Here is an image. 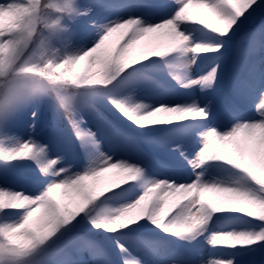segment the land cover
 <instances>
[{
	"label": "snow or ice",
	"instance_id": "snow-or-ice-1",
	"mask_svg": "<svg viewBox=\"0 0 264 264\" xmlns=\"http://www.w3.org/2000/svg\"><path fill=\"white\" fill-rule=\"evenodd\" d=\"M162 15L156 22L141 16L117 18L104 23L88 22L94 37L82 43L79 21L92 13L90 5L77 0H0V136H8L15 126L20 101L29 91L52 94L64 110L72 133L88 155V166L79 172L59 166L63 156L48 157L47 144L33 138H11V147H0V162H33L41 175L48 177L35 193L0 186V217H15L0 223V264H145L116 234L131 231L147 220L167 236L189 242L204 236L213 248L256 251L264 247V72L253 65L237 93L256 97L255 112L243 115L230 105L225 113L230 126L207 124L213 118V101L201 106L196 100L182 104L157 105L118 97L114 90L125 74L147 62L173 67L178 60L184 71L174 76L182 89L198 86L214 90L220 64L192 79L188 70L196 57L220 53L222 40L213 44L194 42L193 26H201L219 38H229L242 26L264 17V0H160ZM75 20L73 28L68 22ZM259 32L264 44V22L250 34ZM70 42V43H69ZM179 53L174 59H168ZM191 54L188 60L181 59ZM219 60V57L217 58ZM132 91L136 84L129 85ZM102 95L126 120L138 128L200 121L196 133L201 147L192 158L182 145H174L187 160L193 178L145 181L143 191L131 202L117 208L93 206L106 196L117 197L128 191L130 183L141 180L146 169L139 163L119 159L100 150L97 133L87 127L81 111V98ZM257 113L259 115H257ZM79 114V118H74ZM35 118V113L32 114ZM221 113L216 112L215 118ZM102 121V117L98 116ZM35 129V124L31 126ZM113 136L117 133L112 130ZM231 166L239 174L228 182L206 181L202 166ZM236 212L251 218L252 230L210 232L216 214ZM101 230L113 235L118 260L87 235L83 241L94 257L82 259L67 241L78 239L81 229ZM227 246V247H218ZM55 250L54 259L48 257ZM238 252L213 264H234ZM172 264H184L173 259ZM202 264H209L207 259ZM235 264H239L235 260Z\"/></svg>",
	"mask_w": 264,
	"mask_h": 264
},
{
	"label": "rangeland",
	"instance_id": "rangeland-1",
	"mask_svg": "<svg viewBox=\"0 0 264 264\" xmlns=\"http://www.w3.org/2000/svg\"><path fill=\"white\" fill-rule=\"evenodd\" d=\"M77 2L90 5L93 8L92 13L84 20L79 21L75 26L83 37L81 42L85 43V46H90V44H87V41L94 37V33L88 29L89 21L95 20L104 23L115 20L118 17L126 19L130 16H141L144 19L156 22L163 14L158 7L160 0H77ZM75 24V20H70L68 22V27L71 29ZM192 36L194 42L206 44H213L217 42V40H220L215 34L201 26H193ZM231 38L230 36L229 38L222 39L226 40ZM245 38H249V35L243 34L241 38L237 40L236 44V50L243 54L241 57L243 66L242 73H238L237 78L231 83V95L235 97V102L229 100L224 102L221 98V88L219 86L221 74L223 73V68H225L223 61L230 56V52L234 53L236 51L232 49L227 50L228 52L223 50L217 55L208 53L198 56L196 57V62L192 64L191 68L188 70L190 78L195 79L205 74L214 63H219L220 73L214 90L201 91L198 86L190 89L180 88L174 76L182 74L184 68L183 63L178 60L171 68L167 66L163 67L162 63H160V68L154 67L148 72L135 69L121 81L120 86H118L117 90H114V93L118 97H123L125 95L132 96L135 101H143L152 107L162 104H182L191 102L192 100H196L203 106L211 99L213 101L214 116L206 123L217 125L221 128L229 127L231 121L227 118L225 110L230 105L238 107L243 115L251 116L255 111V104L257 102L253 94L237 93L235 88L236 82H242L247 77L253 65H255L259 71L264 72V44L261 42L260 33L257 32L255 37L251 38V40L249 38L251 41L250 46L249 44L243 45L242 42L245 41ZM223 43L227 45V42ZM178 56L179 53H176L168 59H174ZM218 57L219 60L217 59ZM189 58H191V54L181 59L188 60ZM161 77L163 80L160 79ZM131 84L137 85L134 91L129 87ZM233 85L234 87L232 88ZM261 86H264V84ZM91 96L100 103L104 102L103 104L112 106L108 103L105 96ZM80 103L83 118L87 121L86 126L97 133V139L101 142L100 150L112 156L113 161L127 159L141 164L146 169L145 176L141 180L134 182L133 186L128 187L127 192L117 197L107 196L100 204L96 205V211L102 208H117L131 202L143 191L145 181L154 179H175L177 182H187L193 178V172L187 160L181 157L179 150H174V145H182L183 150H185V155L191 159L195 151L201 147L198 143L199 137L196 133L204 126L202 122L185 121L183 124H176L175 126H173L174 124H167L148 128H138L112 107L114 112L118 113L120 118L125 119L133 130L140 131L139 133L142 135V139L141 142L138 143L134 131L124 128L121 124L112 126L109 122L110 116L107 113L101 121L96 116H92L91 113H88L86 106V109L84 108L83 98H81ZM20 104L21 106L15 121L14 129L8 136H0V147H11L12 137L19 138L22 141H26L31 137L40 144L48 145V157H64L59 166H70L72 172L82 171L88 166L89 153L86 152L81 145H78L74 139L69 138V142L62 140L58 125L55 123V102L45 98V91L38 89L25 93L21 98ZM216 112L221 113L220 118H215ZM33 113L36 114L35 118H33ZM257 115L259 114L257 113ZM40 119H42L41 122ZM33 123L35 124L34 130L31 127ZM112 130H114L117 135L113 136L111 134ZM36 132H40V134L36 135ZM140 144L146 145L152 152L157 154L158 157L156 158V156L150 154V156H147L146 151L142 149ZM78 154H83V158ZM0 163L5 165L3 162ZM19 164L23 165L22 171L25 172L15 169ZM9 166L12 169L0 167V186H6L15 191H24L33 194L47 182L48 177L41 175L36 165L31 161H16ZM164 169L166 171H163ZM170 169L178 170L172 171ZM197 171H202L203 178L206 181L219 180L228 182L239 174L235 169L227 165L219 168H207L202 166L201 170ZM219 215L220 213L214 216L213 222L209 226L210 232L252 230L251 225L255 223L251 218L236 212L224 214L220 217ZM13 219H15V217H5L4 222H11ZM148 223L147 220H142L139 226L145 227ZM117 235L120 237L125 247L133 251L134 254L140 255L145 259V264H172L173 259H180L184 264H202V260L207 259L209 264H213L214 260L221 258L227 259L238 252H244L243 256L235 257V260H238L239 264H264V247L253 245L252 247L256 249L254 252H247L245 249H213L205 240L207 233L191 242L175 239L176 237L172 238V236L170 239V237L168 238L162 231L156 233V227L150 223L149 229L143 232L137 231L135 225H133L131 231ZM89 238L91 239V237ZM86 239V236L79 235L78 239L69 240L64 246L73 248L82 259L92 260L94 257L91 252L86 247L82 246L83 241ZM111 239V242L116 245L115 239ZM118 253L119 251L115 252V256H113L116 257L117 260Z\"/></svg>",
	"mask_w": 264,
	"mask_h": 264
},
{
	"label": "trees",
	"instance_id": "trees-1",
	"mask_svg": "<svg viewBox=\"0 0 264 264\" xmlns=\"http://www.w3.org/2000/svg\"><path fill=\"white\" fill-rule=\"evenodd\" d=\"M262 22H264V17H258L256 20L252 21L251 23L242 26L238 31H236V35H239L240 33L247 32V31L250 33L252 31V29H255L256 27H258L259 24ZM220 40H223V39L221 38ZM243 43H245V42H243ZM225 48L226 47L224 46L223 49H225ZM159 65H160V62H157V63L147 62L144 66H138L136 69L145 71V70L152 68V67H158ZM131 71H133V70H129V72L126 73L125 76L127 74H129ZM45 98L47 100H52L55 102V106H56L55 123L58 125L59 133L62 136V140H64L65 142H67V141L69 142V140H68L69 137L74 138L75 136L72 133L71 127L69 125V122H68V119L65 115L64 110L60 107L58 101L55 99V97L52 94L45 91ZM83 99H84L85 105L88 108H90L96 116H102L101 113H105V114L107 113L110 116L109 120L111 121L112 125L121 124V125H123L124 128H126L130 131H134L135 135H140V133H139L140 131L133 130L132 127L127 123V121L125 119L120 118L118 116V113L114 112V109L111 106L100 103L99 101L94 99L91 95L85 96V97H83ZM74 118H78V117L76 116ZM174 124H176V123H174ZM71 135L74 137H72ZM74 139H76V138H74ZM0 167L6 168V169L11 168L9 165L6 166V165H3L1 163H0ZM22 167H23V165L19 164V166H17L15 169H17V170L21 169V171H22L23 170ZM170 170L175 171L178 169H170ZM163 171H166V170L164 169ZM133 184L134 183H130L127 187L133 186ZM106 197H104L100 201H98L96 203V205L99 204ZM96 205L93 206L94 211H95ZM228 213H231V212L220 213L219 217L221 215L228 214ZM2 222H3V219H2V217H0V223H2ZM135 227H136L137 231L143 232L144 230L149 229L150 223L146 224L145 227H140L139 224L135 225ZM81 231H82L81 234L88 235L89 237H92L94 240L99 242L100 245H102L112 256H115V252L119 251L118 248H116V246H114L111 243V239L109 238L110 237L109 233L103 232L101 230L91 229L90 226H88V228L81 229ZM127 231L128 230H125V232H127ZM159 231H161V230L156 228V233H158ZM168 237H171V236H168ZM54 253H55V250H53V253L49 257H51Z\"/></svg>",
	"mask_w": 264,
	"mask_h": 264
},
{
	"label": "bare ground",
	"instance_id": "bare-ground-1",
	"mask_svg": "<svg viewBox=\"0 0 264 264\" xmlns=\"http://www.w3.org/2000/svg\"><path fill=\"white\" fill-rule=\"evenodd\" d=\"M88 110H91L90 108H87Z\"/></svg>",
	"mask_w": 264,
	"mask_h": 264
}]
</instances>
